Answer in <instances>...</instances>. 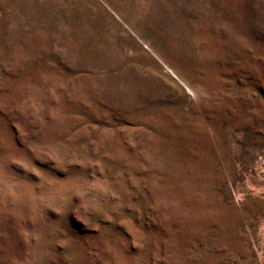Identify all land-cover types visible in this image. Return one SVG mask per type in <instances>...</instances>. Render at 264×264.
Listing matches in <instances>:
<instances>
[{
    "label": "rangeland",
    "instance_id": "rangeland-1",
    "mask_svg": "<svg viewBox=\"0 0 264 264\" xmlns=\"http://www.w3.org/2000/svg\"><path fill=\"white\" fill-rule=\"evenodd\" d=\"M0 264H264V0H0Z\"/></svg>",
    "mask_w": 264,
    "mask_h": 264
}]
</instances>
